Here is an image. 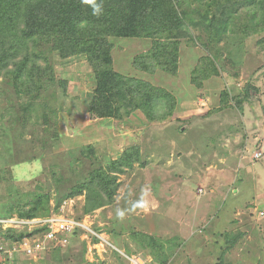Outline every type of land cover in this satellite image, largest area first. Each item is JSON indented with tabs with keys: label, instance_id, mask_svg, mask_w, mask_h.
<instances>
[{
	"label": "rangeland",
	"instance_id": "1",
	"mask_svg": "<svg viewBox=\"0 0 264 264\" xmlns=\"http://www.w3.org/2000/svg\"><path fill=\"white\" fill-rule=\"evenodd\" d=\"M109 40L115 72L161 91L152 120L140 110L121 119L94 117L87 110L93 81L82 60L60 62L39 46L33 50L44 51L67 84L47 97L56 108L58 144L28 161L36 131L10 119L15 101L0 89V216L18 203L11 198L17 187L47 175L59 177L63 191L128 148L139 151L118 176L113 203L82 218L78 241L59 256L17 253L9 264H80L84 249L93 264H132L131 256L149 264H264V35L248 33L216 49L183 43L174 73L141 69L150 41ZM204 56L211 63L198 73ZM87 147L92 157L81 154ZM82 207L83 196L66 200L59 215L71 219ZM91 236L99 243L91 244ZM147 238L161 248L152 249Z\"/></svg>",
	"mask_w": 264,
	"mask_h": 264
},
{
	"label": "trees",
	"instance_id": "2",
	"mask_svg": "<svg viewBox=\"0 0 264 264\" xmlns=\"http://www.w3.org/2000/svg\"><path fill=\"white\" fill-rule=\"evenodd\" d=\"M103 9V14L96 17L82 0H0V89L4 95L10 93V99L15 101L10 119L14 118L23 130L36 131L31 140L34 154L28 156V161L42 156L44 148L58 144L56 108L47 97L53 95L54 87L65 92L67 84L65 79L56 77L57 72L44 51L33 50L36 47L46 49L60 62L82 60L79 67L93 81L87 110L94 117L121 119L140 110L152 120L155 100L161 91L114 71L109 38L150 41L144 62L138 65L144 71L159 67L174 73L178 49L183 43L192 47L198 42L206 49L207 46L226 48L238 36L264 35V0H103ZM208 63H211L209 57L204 56L198 60L195 71L206 69ZM212 71L217 73L215 69ZM19 136L23 137L21 133ZM80 152L86 157L94 155L91 147ZM137 160L138 148L130 147L105 167L91 169L63 191L59 177L43 175L28 184L30 188H15L11 198L19 201L8 204L0 218L16 216L31 220L58 215L62 202L83 196L82 213L71 217L81 222L85 215L113 203L120 183L118 176ZM79 161L76 159V164ZM46 230L45 227L32 230L0 227V238L5 242L0 243L33 240ZM84 231L75 228L68 234V246L78 241ZM91 237V244L99 243L96 236ZM147 242L152 249L161 248L153 238H147ZM61 248L64 247L46 243V249L39 254L40 260L49 254L59 256ZM84 251L80 264H93L84 260Z\"/></svg>",
	"mask_w": 264,
	"mask_h": 264
},
{
	"label": "built area",
	"instance_id": "3",
	"mask_svg": "<svg viewBox=\"0 0 264 264\" xmlns=\"http://www.w3.org/2000/svg\"><path fill=\"white\" fill-rule=\"evenodd\" d=\"M258 157L259 154L255 155V159H258ZM259 215L264 216V212H260ZM0 227L3 230L7 228L15 230L27 228L32 230L36 227H45L47 229L41 237H36L33 240L23 239L9 245L0 244V264H9L8 261H12L17 253H22L24 257L31 256L33 258L35 253L46 249V243L48 242L67 247L68 234L72 233L75 228H84L81 222H77L72 218L61 217V215L31 220L19 219L16 216L1 218ZM129 260L132 264H149L148 261L137 256H131Z\"/></svg>",
	"mask_w": 264,
	"mask_h": 264
},
{
	"label": "clouds",
	"instance_id": "4",
	"mask_svg": "<svg viewBox=\"0 0 264 264\" xmlns=\"http://www.w3.org/2000/svg\"><path fill=\"white\" fill-rule=\"evenodd\" d=\"M82 3L88 5L91 8L93 16L99 17L103 14V0H82Z\"/></svg>",
	"mask_w": 264,
	"mask_h": 264
}]
</instances>
